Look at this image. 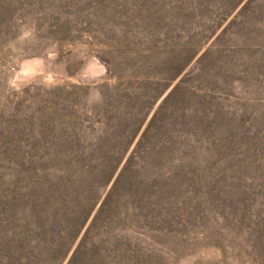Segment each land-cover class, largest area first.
I'll return each mask as SVG.
<instances>
[{"label":"rangeland","instance_id":"1","mask_svg":"<svg viewBox=\"0 0 264 264\" xmlns=\"http://www.w3.org/2000/svg\"><path fill=\"white\" fill-rule=\"evenodd\" d=\"M0 264H264V0H0Z\"/></svg>","mask_w":264,"mask_h":264}]
</instances>
